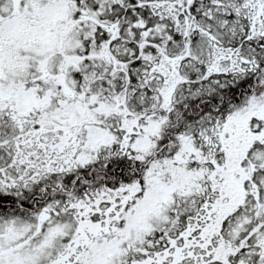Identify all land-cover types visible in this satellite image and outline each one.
<instances>
[{
  "label": "flooded vegetation",
  "instance_id": "flooded-vegetation-1",
  "mask_svg": "<svg viewBox=\"0 0 264 264\" xmlns=\"http://www.w3.org/2000/svg\"><path fill=\"white\" fill-rule=\"evenodd\" d=\"M129 1L0 0V196L10 197L0 198V221L9 214L26 226L0 233L3 264H246V255L258 256L252 249L259 243L264 258V167L243 153L245 132L261 128L258 112L223 120L220 141L207 135L202 187L157 198L149 232L146 210L137 213L145 196L143 150L120 148L114 132L90 143L76 120L90 109L55 115V103L75 96L76 75L93 62L88 51L98 37L110 47L114 12ZM27 91L34 101L22 106L20 93ZM136 179L142 186L132 189ZM132 224L141 237L132 235ZM35 243V255L13 261Z\"/></svg>",
  "mask_w": 264,
  "mask_h": 264
},
{
  "label": "trees",
  "instance_id": "trees-1",
  "mask_svg": "<svg viewBox=\"0 0 264 264\" xmlns=\"http://www.w3.org/2000/svg\"><path fill=\"white\" fill-rule=\"evenodd\" d=\"M163 5L176 9L164 15L175 13L177 19L162 16ZM113 21L110 47L105 49L101 44L110 40L99 36L93 49L99 55L93 58L90 73L98 81L83 78L77 85L88 100L81 107L100 117L99 127L110 135L124 127L121 110L134 109L128 92L143 95L133 115L141 121L162 122L163 145L186 129L195 144L204 141L207 132L213 140L223 120L241 107L244 115L248 104L259 101L258 84L264 78V0H130L116 8ZM159 23L165 29L153 37L151 30ZM161 42L170 44L161 45L159 56ZM140 43L147 46V59L166 57L173 63L141 62ZM173 66L184 80L174 90L161 91L160 74L164 67ZM97 104L102 107L95 112ZM200 134L205 136L202 140Z\"/></svg>",
  "mask_w": 264,
  "mask_h": 264
},
{
  "label": "rangeland",
  "instance_id": "rangeland-1",
  "mask_svg": "<svg viewBox=\"0 0 264 264\" xmlns=\"http://www.w3.org/2000/svg\"><path fill=\"white\" fill-rule=\"evenodd\" d=\"M170 7H167L164 5L162 6L160 14L163 16L166 10H169L171 12H175L176 9H169ZM169 14V15H168ZM165 18H171V19H177L175 13H168ZM162 22V21H161ZM165 29L163 27V23L157 24L154 28L151 30V35L154 37L156 35H159L162 33V31ZM165 45L166 47L170 43H160L158 45V51L161 50V45ZM196 45L197 42H194ZM139 49L142 51L140 61L143 63H151V64H157V65H171L173 62L169 58H163L159 57L155 61V59H147L146 53L144 52V49L147 47L145 45L138 44ZM156 47V46H155ZM124 54L126 53V49L123 50ZM107 53V52H105ZM150 53H154L153 50L150 51ZM88 54L90 55V58H94V56L99 55V53H94V51L91 49L88 51ZM159 56L161 55V52H157ZM104 55V52H103ZM156 65V66H157ZM93 63L92 61L88 60L83 64V67L81 71H79L76 75L75 82L79 85L83 81V78H85L88 82H92L94 79V82L98 81L97 77L94 76V72L90 73ZM153 67V66H151ZM155 70L157 68V71L159 67H153ZM174 66L170 67H164L162 70V73L160 76L163 77V86L161 88V91H171L176 89L179 84L184 80L183 74L181 75L178 70H174ZM156 71V72H157ZM153 72V71H151ZM158 74V73H157ZM84 75V77H83ZM87 85V84H86ZM259 89L261 96L258 98L259 101L252 102L248 104L249 109L253 110L257 113L258 122L261 126L259 130H255L252 133L251 132H245L246 138H248L247 145H244L245 152L244 157L249 153L253 155V161L255 164H258L259 166L264 167V155L260 153L261 149L264 148V78H261L259 81ZM127 92V90L125 89ZM69 95V94H68ZM84 92L79 89L77 92H75V96L72 97V99L69 98L65 101H61V103H55L56 112L55 115H58L60 112L67 111V113L70 112V109H74L76 107H81L83 103H86L85 101H88L86 97H84ZM128 95L130 97V107L134 109H138L141 102V96L139 93L136 94L134 92H128ZM171 96V95H170ZM85 98V99H84ZM170 98V97H169ZM93 99V98H91ZM261 100V101H260ZM34 101L33 96L30 91L20 93V102L22 106H27L30 104V102ZM95 101V99H94ZM56 102V101H55ZM101 104H97L96 106H100ZM102 106L96 107L95 112H98ZM252 107V108H251ZM60 108V109H59ZM66 108V110H65ZM83 108V107H82ZM134 109H122V120L124 125L128 123V126L126 125V130L123 132L122 129L120 131H117L116 129L114 132V138L121 140L120 142V148L124 149L125 145H130V147L137 149H142V159L145 155L147 165H146V177L144 180V188L142 189L145 191L144 198L141 199L140 203L137 205V213L142 211H145V217H144V226L146 228V231L149 232L151 228V223L154 221V216L156 214V211L153 207H151V204H154L157 198H171L174 191L177 189H186V188H199L202 187L204 181L206 180L207 176L204 175V172H207V165L206 163H209L207 161V156L203 153V149L205 148V145L207 144V141L210 139H206L209 132H207L206 137L202 134L199 135L198 139H203L204 141H198L196 144L192 141V136H189L188 131H184L183 133L178 134V136L173 140L172 143L168 145H163L161 142L162 138V122L154 121V119H149L147 121H141L138 116L135 114L133 115ZM91 110V109H90ZM90 110L85 111H79L77 114V121L83 123V129H87L84 138L89 139L90 143H96V142H103L107 139L112 138L109 134L108 129H101L98 124H100V117L94 116V118H90L92 116V112ZM242 110L241 109L235 111L236 115H240ZM120 113V111H119ZM119 118V117H118ZM241 123V122H240ZM245 123V121L243 122ZM254 124L255 127L258 128L259 125ZM237 123H231L230 127H235ZM244 126V125H243ZM116 126H114L115 128ZM220 131L222 129L216 128V140L220 141L221 135ZM194 130L192 131V133ZM196 132V131H195ZM112 134V133H111ZM233 137V135H232ZM190 138V140H189ZM213 139V140H215ZM239 139V137H238ZM129 140V143L127 141ZM123 141L125 143H123ZM255 142H258V145L254 146L253 149H251V146L255 144ZM123 145V146H122ZM257 148V150H256ZM231 149H233L231 147ZM251 149V151H250ZM158 150V152H157ZM250 151V152H249ZM258 151V152H257ZM157 152V153H156ZM159 155L160 158L156 159L154 156ZM234 155V152L231 153ZM248 157H252L248 155ZM260 187H263L262 195L264 199V171L260 173ZM134 185H130L132 189H138L142 186V182H139L137 179L135 180ZM134 183V182H133ZM264 204V203H263ZM151 207V208H150ZM149 209H152L150 212ZM259 212L264 213V205L260 208ZM14 215L9 214H3L2 219L0 221V233L9 230L10 228L14 231L24 232L26 229V226L21 220L15 221ZM244 217L247 219L250 217L249 212L244 213ZM132 235H135L136 238L141 237L143 233L140 232V227L136 224H132L130 226ZM260 234L263 232L259 231ZM260 234H258L260 236ZM259 236L256 237L255 242H258ZM37 245L39 243L32 244L27 249L24 248L21 250L16 258L13 261H17L18 263H22L25 261L29 256L35 255L36 249L38 248ZM260 248L257 245H254L252 250H259L258 256H255L253 254L246 255L243 259V263L246 264H264V258L260 255L261 247L263 246L262 243H259ZM0 264H3L0 262Z\"/></svg>",
  "mask_w": 264,
  "mask_h": 264
}]
</instances>
